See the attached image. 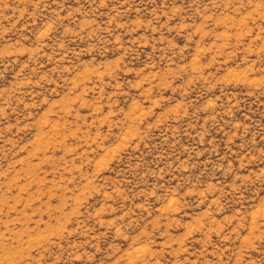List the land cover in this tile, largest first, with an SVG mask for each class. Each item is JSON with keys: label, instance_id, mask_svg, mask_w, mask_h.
Listing matches in <instances>:
<instances>
[{"label": "rangeland", "instance_id": "obj_1", "mask_svg": "<svg viewBox=\"0 0 264 264\" xmlns=\"http://www.w3.org/2000/svg\"><path fill=\"white\" fill-rule=\"evenodd\" d=\"M0 264H264V0H0Z\"/></svg>", "mask_w": 264, "mask_h": 264}, {"label": "bare ground", "instance_id": "obj_2", "mask_svg": "<svg viewBox=\"0 0 264 264\" xmlns=\"http://www.w3.org/2000/svg\"><path fill=\"white\" fill-rule=\"evenodd\" d=\"M195 66V65H194Z\"/></svg>", "mask_w": 264, "mask_h": 264}]
</instances>
